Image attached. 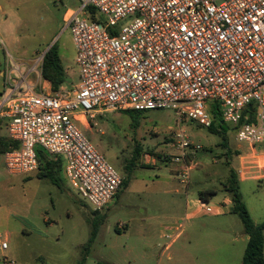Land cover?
I'll return each mask as SVG.
<instances>
[{"label": "built area", "instance_id": "obj_1", "mask_svg": "<svg viewBox=\"0 0 264 264\" xmlns=\"http://www.w3.org/2000/svg\"><path fill=\"white\" fill-rule=\"evenodd\" d=\"M78 1L67 19L78 86L35 94L13 85L3 94L0 119L18 145L3 155L10 176L37 172V150H43L62 160L65 180L79 198L102 212L122 178L77 125L111 111L169 105L179 124L191 121L205 128L212 123L209 110L217 106L235 141L246 144L250 156H264L257 147L264 145V0ZM174 138L179 153L170 162L183 165L179 178L187 185L196 166L187 158L201 147L182 132ZM246 164L244 159L238 174ZM227 202L215 207L199 202V208L220 215ZM180 235L181 222L164 227L162 250ZM8 248L0 232V252ZM1 262L16 264L6 257Z\"/></svg>", "mask_w": 264, "mask_h": 264}, {"label": "rangeland", "instance_id": "obj_2", "mask_svg": "<svg viewBox=\"0 0 264 264\" xmlns=\"http://www.w3.org/2000/svg\"><path fill=\"white\" fill-rule=\"evenodd\" d=\"M6 1L12 7L21 3V38L15 42L13 31L1 37L0 60L4 53L14 68L18 57L35 59L40 73L38 78H30V88L37 94H52L50 85L39 76L44 52L55 46L65 71L59 90L77 87L79 71L66 12L77 9L79 1ZM19 78L16 72L8 79L13 83ZM1 82L0 78V105L4 94ZM136 116L111 111L77 125L117 174L122 179L129 177L102 212L94 213L79 198L63 172L57 175L60 188L49 182L44 174L46 162H56V157L44 155L36 173L12 177L0 156V232L6 234L9 245L7 251L0 252V264L3 257L16 264H79L82 259L84 264H241L247 236L239 218L234 214L195 215L185 206L186 200H198L202 190L217 192L207 203L211 207L230 199L223 190L229 169L239 170L238 157L249 147L237 143L233 129L225 124L227 149L207 128L191 121L179 124L173 105L140 111ZM180 132L201 147L187 158V164H196L189 172L188 185L180 183L183 165L170 162L179 153L174 137ZM257 147L264 150L263 144ZM136 148L140 153L135 160ZM245 176L238 175L239 191L252 220L260 223L264 220V178L256 173ZM180 222L179 239L160 257L167 243L163 228ZM92 232V245L83 248Z\"/></svg>", "mask_w": 264, "mask_h": 264}, {"label": "trees", "instance_id": "obj_3", "mask_svg": "<svg viewBox=\"0 0 264 264\" xmlns=\"http://www.w3.org/2000/svg\"><path fill=\"white\" fill-rule=\"evenodd\" d=\"M41 79L50 85L52 93L57 92L65 81V71L61 64L58 49L55 46H52L43 57ZM144 110L147 109H132L122 112L129 115L131 118H136V115H139L140 111ZM209 112L212 117V123L207 129L210 133L221 138L223 148L227 149V129L223 126L224 123L221 120L219 109L217 106L213 105ZM0 125L8 126V123L5 119H0ZM17 146V143L11 141L9 138L0 137V156H3L4 153L10 149L17 148ZM139 153L140 150L136 148L133 158L137 159ZM227 153H229V150ZM37 155L40 162V157L47 155V153L39 149L37 150ZM55 159L56 162H46L47 170L44 174H46L49 182L60 188V180L57 175L58 173L63 172V162L58 157ZM128 181L129 177L122 179L120 190L115 196L120 193L121 189L128 183ZM223 190L229 195L233 207L232 213L239 218L243 226V232L248 237L241 264H264V221L260 224H255L253 222L239 191L238 174L233 169H229V177L223 186ZM216 194L217 192L215 190L199 191L198 200L207 204ZM94 236L95 234L92 232L88 242L83 248H88L92 245ZM84 262L85 260L82 259L79 264H84Z\"/></svg>", "mask_w": 264, "mask_h": 264}, {"label": "crops", "instance_id": "obj_4", "mask_svg": "<svg viewBox=\"0 0 264 264\" xmlns=\"http://www.w3.org/2000/svg\"><path fill=\"white\" fill-rule=\"evenodd\" d=\"M20 4L21 3L19 1V5ZM18 6L15 5V6H13L15 8H13L11 2L6 1V0H2V1L0 0V41L1 42H2L1 37H4V36L6 37L7 35L9 36L8 32H11V31H13V33H11V34H12V38L14 39L15 42H17L21 38V33H20L21 29L20 28H21L22 22H21V19L19 16V9L20 8ZM76 10L77 9L68 10L66 13L71 14ZM2 44H3V42H2ZM35 62H36L35 59L32 61L31 59H25V58L18 57L15 59V61L13 63V66H14V68H13V67H10V64L8 63L6 57L3 53V60L2 61L0 60V78L2 79L1 85H2V88L4 90V93L8 92L13 85H16V86L19 85L22 92L28 90V91L34 93L33 90L30 88V85L32 84V82H30V78H33L35 75L37 76L38 73H40V68L38 67V65H36ZM16 72H17V75L20 77L19 80L18 81L15 80V82H13V83L11 82V80H9V84L7 85L8 78L11 77V74H14V73L16 74ZM39 77L41 78V76H39ZM37 78H38V76H37ZM43 82L45 83L46 86L49 85L47 82H45V81H43ZM71 89L72 88H70V90ZM35 94H37V93H35ZM82 125H85V124H82ZM2 126L3 125H0V137L9 138L8 137V127L7 126L2 127ZM245 153H248V155ZM244 159H245V162L247 163L246 165H248V167L245 169V171L242 174H238V171H237V174L239 176H243L244 174H246V176L247 175L250 176L251 174L256 173V174H258L259 178H264V156H260V157L256 158V157L250 156L249 151L243 152L238 157L239 166H241V163L243 162ZM202 191H204V190H202ZM227 200H228V202H227ZM224 201H226L228 204V207L226 208V213L220 214V215H213V216L217 217V216H227L229 214H233L232 213L233 207H232V203H230V199L228 197H226ZM199 202H200L199 200H196V201L186 200V206L185 207L188 211H191L195 215L200 214L202 211L199 208ZM187 214L188 213H186V215ZM262 222H260V223H262ZM260 223H255V224H260ZM123 228L124 227H122V229ZM162 237H163V232H162ZM177 240H175V241H177ZM247 242H248V237H246V244H247ZM173 243H171V245ZM246 244L244 246V250H245ZM171 245H170V247H171ZM170 247H169V249H170ZM166 252H168V251L162 250L160 257H162L164 255V253H166Z\"/></svg>", "mask_w": 264, "mask_h": 264}, {"label": "water", "instance_id": "obj_5", "mask_svg": "<svg viewBox=\"0 0 264 264\" xmlns=\"http://www.w3.org/2000/svg\"><path fill=\"white\" fill-rule=\"evenodd\" d=\"M51 47H49L45 52H44V55L48 52V50L50 49Z\"/></svg>", "mask_w": 264, "mask_h": 264}]
</instances>
